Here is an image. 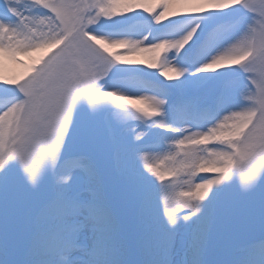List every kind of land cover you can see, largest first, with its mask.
I'll list each match as a JSON object with an SVG mask.
<instances>
[{
    "label": "snow or ice",
    "instance_id": "1",
    "mask_svg": "<svg viewBox=\"0 0 264 264\" xmlns=\"http://www.w3.org/2000/svg\"><path fill=\"white\" fill-rule=\"evenodd\" d=\"M0 264H264V0H0Z\"/></svg>",
    "mask_w": 264,
    "mask_h": 264
},
{
    "label": "rangeland",
    "instance_id": "2",
    "mask_svg": "<svg viewBox=\"0 0 264 264\" xmlns=\"http://www.w3.org/2000/svg\"><path fill=\"white\" fill-rule=\"evenodd\" d=\"M114 51H118L121 53V55H124V56H127V54H129V53L122 52V50L118 49V48L114 49ZM40 55H41L40 52H35L32 54V56H27V55L21 56V59H23L25 61V63H30L32 61V59H34L35 57H38ZM141 55H142L141 57H138L134 60H137V61L138 60H144V59H148L151 56L150 54H147V53H143ZM4 70L10 75L11 74H18L19 72L23 71V67L21 65L15 64L11 61H6Z\"/></svg>",
    "mask_w": 264,
    "mask_h": 264
},
{
    "label": "bare ground",
    "instance_id": "3",
    "mask_svg": "<svg viewBox=\"0 0 264 264\" xmlns=\"http://www.w3.org/2000/svg\"><path fill=\"white\" fill-rule=\"evenodd\" d=\"M145 2H147V3H155L156 0H145ZM141 54H143V53H141ZM141 54L140 53H132V54H127L126 57L128 59L134 60V59H136L138 57H141L142 56ZM147 54H150L151 55V53H147Z\"/></svg>",
    "mask_w": 264,
    "mask_h": 264
}]
</instances>
